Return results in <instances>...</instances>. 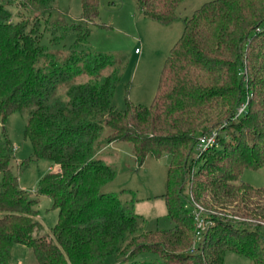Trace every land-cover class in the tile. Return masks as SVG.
<instances>
[{
	"label": "trees",
	"instance_id": "obj_1",
	"mask_svg": "<svg viewBox=\"0 0 264 264\" xmlns=\"http://www.w3.org/2000/svg\"><path fill=\"white\" fill-rule=\"evenodd\" d=\"M184 1L134 0L142 17L163 25ZM58 2L0 0V120L14 112L26 118L33 152L20 170L40 160L51 165L28 193L12 171L15 149L0 137V264H14L16 244L31 249L37 264H223L227 252L264 264V186L240 179L245 169L264 168V0H212L195 9L151 105L127 101L124 109L114 104L120 61L81 48L99 0H80L79 22L63 28L49 25ZM42 24L75 35L66 53L41 43ZM213 130L217 146L198 155L196 138ZM120 142L139 167L169 155L162 197L171 228L146 231L133 204L120 199L124 191H102L117 174L104 151ZM41 196L58 211L43 234ZM195 206L206 225L199 240ZM144 253L159 262L137 260Z\"/></svg>",
	"mask_w": 264,
	"mask_h": 264
},
{
	"label": "rangeland",
	"instance_id": "obj_2",
	"mask_svg": "<svg viewBox=\"0 0 264 264\" xmlns=\"http://www.w3.org/2000/svg\"><path fill=\"white\" fill-rule=\"evenodd\" d=\"M209 1L212 0L184 1L178 10L177 19L163 25L142 17L134 0H99L97 17L87 22L85 27L89 30V36L81 44V48L114 55L120 61L121 79L114 97V104L118 109H124L127 101L136 105H151L165 59L183 32L184 18L190 17L195 9ZM11 12L16 18L21 9L14 6ZM81 14L80 0H59L57 10L48 18L49 25L57 24L63 28L67 24L79 22ZM44 29L42 24L41 43L51 52L59 50L66 53L75 41V35L71 32ZM135 49L139 50L140 55L134 54ZM243 102H246V98ZM25 120L20 112L11 113L4 121L0 120V137L7 139L15 149L12 171L17 177L19 188L35 193L40 178L49 171L51 165L46 160H40L29 162L25 168L19 169L18 165L33 152L31 143L24 137ZM109 153L112 155H108ZM103 156L107 164L114 166L117 174L102 191L116 194L124 191L120 199L126 204H133L134 213L144 218L146 231L171 228L172 223L167 217V208L162 197L165 192L169 155L163 154L158 159L146 158L139 167L130 145L120 142L107 147ZM53 171H57L56 168ZM240 179L255 188L263 187L264 168L245 169ZM36 209L43 234L56 225L58 211L53 208L52 200L46 196L39 198ZM12 260L14 264H37L32 250L19 244L12 248ZM137 260L159 262L156 256L149 253L139 255ZM106 264L120 263L110 258ZM223 264H250V261L236 253L227 252Z\"/></svg>",
	"mask_w": 264,
	"mask_h": 264
},
{
	"label": "built area",
	"instance_id": "obj_3",
	"mask_svg": "<svg viewBox=\"0 0 264 264\" xmlns=\"http://www.w3.org/2000/svg\"><path fill=\"white\" fill-rule=\"evenodd\" d=\"M135 54L139 53L138 49H135ZM247 103V102H246ZM246 103L241 104L237 110H236V117L241 116L245 113L246 110ZM219 135V132L217 130H213L209 134L200 135L196 138V146L195 151L198 155H201L202 153L206 152L207 150L216 147L217 146V137ZM202 208L197 207L193 211L194 220H195V226H196V232L195 237L197 240L200 239L203 230L205 229V222L203 221L201 217Z\"/></svg>",
	"mask_w": 264,
	"mask_h": 264
},
{
	"label": "crops",
	"instance_id": "obj_4",
	"mask_svg": "<svg viewBox=\"0 0 264 264\" xmlns=\"http://www.w3.org/2000/svg\"><path fill=\"white\" fill-rule=\"evenodd\" d=\"M134 51H135V50H134ZM134 54H135V53H134ZM135 55H137V56L140 55V52H139L138 54H135ZM18 186H19V185H18Z\"/></svg>",
	"mask_w": 264,
	"mask_h": 264
}]
</instances>
